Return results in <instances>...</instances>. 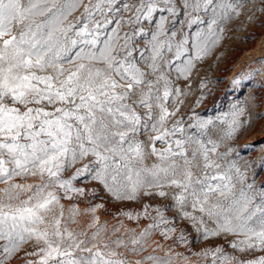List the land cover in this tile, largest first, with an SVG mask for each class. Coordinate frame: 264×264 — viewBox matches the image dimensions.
<instances>
[{
	"label": "snow or ice",
	"instance_id": "snow-or-ice-1",
	"mask_svg": "<svg viewBox=\"0 0 264 264\" xmlns=\"http://www.w3.org/2000/svg\"><path fill=\"white\" fill-rule=\"evenodd\" d=\"M249 5L0 0V264H264V158L242 160L234 144L253 105L180 114L196 64ZM85 180L118 202L167 203L122 210L148 222L121 232L100 221L103 205L81 209L95 192ZM184 224L224 243L178 252Z\"/></svg>",
	"mask_w": 264,
	"mask_h": 264
},
{
	"label": "rangeland",
	"instance_id": "rangeland-1",
	"mask_svg": "<svg viewBox=\"0 0 264 264\" xmlns=\"http://www.w3.org/2000/svg\"><path fill=\"white\" fill-rule=\"evenodd\" d=\"M259 3L260 0H255V7H258ZM249 7L252 8V11H245L238 19L230 21L225 26L221 42L208 56L196 64L189 81H187V84L190 85L187 89V96L181 97L184 103L181 106L180 114L185 116L186 120L192 117L193 112L207 119L230 111L234 104L253 105L251 126L244 130L234 141V144L238 148L242 160L255 161L256 164H259L264 158V71L256 73L253 79L244 77L253 69L264 68V65L261 64V58H264V13L256 12L253 5H249ZM249 15L254 16L251 21L248 20ZM238 77L241 83L236 85L233 81ZM202 81L205 85L203 89L201 88ZM179 83L182 89L185 88V81ZM197 100H200V103L197 104ZM258 113L262 114L259 118H257ZM260 174L264 177V171H261ZM26 182L35 183L37 181L35 178H28ZM77 186L95 190L94 193L88 192L85 197L79 198L81 209H86L90 205H103V207L97 208L96 212L100 221H106L109 227L122 222L121 232L128 228L139 231L148 222L141 220L137 224L136 221L118 216L117 214L122 210L139 211L145 202L167 203V201L148 200L147 198L140 201L118 202L95 182L85 180L78 183ZM89 219L88 215L82 216L81 224H86ZM182 226L187 229L188 243L174 246L178 252L187 254L185 252L187 248L195 253L210 244L224 243L220 239L205 241L186 224ZM152 240L163 243L165 248L170 243V241L160 240L158 235H154ZM228 251L232 250L228 249ZM12 264H20V261H13ZM177 264L180 262L178 261ZM189 264H198L195 255L190 257Z\"/></svg>",
	"mask_w": 264,
	"mask_h": 264
}]
</instances>
